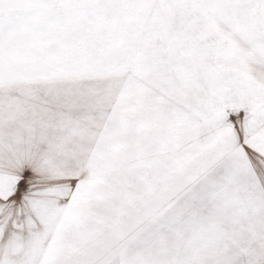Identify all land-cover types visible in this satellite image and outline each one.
<instances>
[{
	"label": "snow or ice",
	"instance_id": "snow-or-ice-1",
	"mask_svg": "<svg viewBox=\"0 0 264 264\" xmlns=\"http://www.w3.org/2000/svg\"><path fill=\"white\" fill-rule=\"evenodd\" d=\"M0 264H264V0H0Z\"/></svg>",
	"mask_w": 264,
	"mask_h": 264
}]
</instances>
